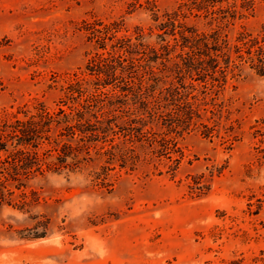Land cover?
<instances>
[{
    "label": "rangeland",
    "instance_id": "1",
    "mask_svg": "<svg viewBox=\"0 0 264 264\" xmlns=\"http://www.w3.org/2000/svg\"><path fill=\"white\" fill-rule=\"evenodd\" d=\"M182 1L155 0L161 13ZM152 11L148 0H0V113L62 104L94 49L85 20L123 18L160 46L163 16ZM185 19L211 28L204 16ZM263 23L260 1L227 30L234 40ZM217 101L211 136L178 135L185 156L176 169L164 158L113 170L110 188L95 184L100 167L48 172L29 183L26 205L17 189L0 203V264H264V76L246 70Z\"/></svg>",
    "mask_w": 264,
    "mask_h": 264
},
{
    "label": "trees",
    "instance_id": "2",
    "mask_svg": "<svg viewBox=\"0 0 264 264\" xmlns=\"http://www.w3.org/2000/svg\"><path fill=\"white\" fill-rule=\"evenodd\" d=\"M260 1L183 0L161 13L148 0L155 19L163 16L160 46L144 28L130 31L123 18L85 20L94 49L65 87L62 104L38 101L0 113V203L18 189L29 204V183L48 172L100 167L95 184L110 188L113 170L164 158L176 169L185 156L178 135L214 133L222 113L217 99L229 80L246 70L264 76V23L257 32L243 27L234 40L227 30ZM190 15L209 18L211 28L189 24ZM257 149L264 161V146Z\"/></svg>",
    "mask_w": 264,
    "mask_h": 264
}]
</instances>
